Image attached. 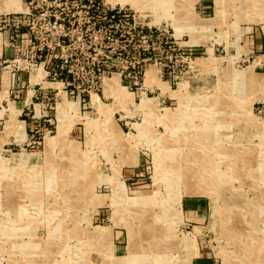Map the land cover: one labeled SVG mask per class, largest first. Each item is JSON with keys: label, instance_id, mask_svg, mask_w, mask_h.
I'll use <instances>...</instances> for the list:
<instances>
[{"label": "rangeland", "instance_id": "1", "mask_svg": "<svg viewBox=\"0 0 264 264\" xmlns=\"http://www.w3.org/2000/svg\"><path fill=\"white\" fill-rule=\"evenodd\" d=\"M0 264H264V0H0Z\"/></svg>", "mask_w": 264, "mask_h": 264}, {"label": "bare ground", "instance_id": "2", "mask_svg": "<svg viewBox=\"0 0 264 264\" xmlns=\"http://www.w3.org/2000/svg\"><path fill=\"white\" fill-rule=\"evenodd\" d=\"M156 2V1H155ZM8 3H9V6L10 7H12L13 9H16V10H20V6H21V0H8ZM149 4V3H148ZM134 5V4H133ZM152 6V5H151ZM138 7V6H137ZM141 7V6H140ZM148 7V6H147ZM154 18V17H153ZM159 19V18H158ZM157 19V20H158ZM197 25V24H196ZM41 70H42V72H41ZM7 72V71H6ZM149 72V71H148ZM42 73H43V75H45V72L43 71V69H42V67H40V69L38 70V69H36L35 70V75L37 76V75H42ZM34 75V76H35ZM147 75H149V77H148V79H150V82L152 83V82H154L155 80H154V78L156 77V73H155V71H154V69H152ZM6 78V77H5ZM8 78V77H7ZM38 80V79H37ZM106 81H107V85H108V89L110 90V92H108L109 94H111V95H113L114 97H115V99H117L120 103H122L123 101H125L126 99H127V93H123V94H121L122 92H121V90L123 89V87L121 88V86H120V81L118 80V77L117 76H112L110 79H106ZM158 81V80H157ZM150 83V84H151ZM45 85H52V87H54V88H56L59 92H58V98H59V102H58V108H59V110H63V109H67L68 107L70 108L71 107V104L73 105L74 103H73V101H70V100H68L67 99V93H66V91L64 90V88H63V82H49V83H45ZM158 85V84H157ZM159 85H160V83H159ZM186 84L185 83H183L182 84V86L184 87ZM176 94V92L175 91H173L172 92V95H175ZM142 97L141 98H143V102H145L144 104H150L151 102H152V98H149V97H146L144 94H142L141 95ZM91 100H92V103L96 106V107H98L99 108V110L103 107V104H101V102L99 101V100H97V96H96V94L95 93H92L91 94ZM29 102V101H28ZM77 103V102H76ZM75 103V104H76ZM77 105V104H76ZM12 107H14V106H12ZM74 107V106H73ZM146 107V106H145ZM75 109H76V107H74ZM170 118V117H169ZM167 119V118H166ZM23 125V124H22ZM191 125V124H190ZM197 125V124H196ZM204 125H205V123H204ZM23 127V126H22ZM205 127V126H204ZM170 128V127H169ZM196 128V127H195ZM184 129H185V127H184ZM194 129V128H193ZM202 129H203V127H202ZM178 130V129H177ZM193 131V130H192ZM179 133V132H178ZM181 133V132H180ZM196 133V132H195ZM176 134V133H175ZM174 134V135H175ZM182 134V133H181ZM193 134H194V132H193ZM198 135V134H197ZM203 135V134H202ZM183 136V135H182ZM190 136H192L191 134H190ZM204 136V135H203ZM185 137V136H184ZM197 137V136H196ZM58 138V137H57ZM57 138H55V137H52L50 140H49V143L51 144L53 141H55ZM183 139H185V138H183ZM179 141V140H178ZM186 142V141H185ZM195 144V143H194ZM176 165V164H175ZM178 165V164H177ZM183 166V165H182ZM181 166V167H182ZM184 167V166H183ZM178 168V167H177ZM176 168V169H177ZM179 169H181V168H179ZM160 182V181H159ZM78 184V183H77ZM78 188V187H77ZM9 200V199H8ZM138 200V199H137ZM9 203V202H8ZM166 214V213H165ZM132 221H134V220H132ZM136 221V220H135ZM140 225V224H139ZM146 225V224H145ZM141 226V225H140ZM141 228V227H140ZM162 229V228H161ZM138 230V229H137ZM141 230V229H140ZM150 230V229H149ZM153 230V229H152ZM161 232V231H160ZM142 236V235H141ZM152 238V237H151ZM132 241H133V239H132ZM41 242V241H40ZM140 242V241H139ZM138 242V243H139ZM135 249H137V248H135ZM132 250V249H131ZM141 254V253H140ZM140 257V256H139ZM138 257V258H139Z\"/></svg>", "mask_w": 264, "mask_h": 264}, {"label": "built area", "instance_id": "3", "mask_svg": "<svg viewBox=\"0 0 264 264\" xmlns=\"http://www.w3.org/2000/svg\"><path fill=\"white\" fill-rule=\"evenodd\" d=\"M62 47V45H60ZM69 61L68 57L66 59H63V62L61 63L62 65L58 67L57 69V66L56 68L54 69V75H53V78L57 77L58 76V70L59 72H63L65 71L66 67H67V62ZM67 70V69H66ZM51 75V72L48 73V76ZM54 82H58V81H54ZM63 84H66L65 82H63Z\"/></svg>", "mask_w": 264, "mask_h": 264}, {"label": "crops", "instance_id": "4", "mask_svg": "<svg viewBox=\"0 0 264 264\" xmlns=\"http://www.w3.org/2000/svg\"><path fill=\"white\" fill-rule=\"evenodd\" d=\"M22 107V110L24 109L25 105L21 106Z\"/></svg>", "mask_w": 264, "mask_h": 264}]
</instances>
